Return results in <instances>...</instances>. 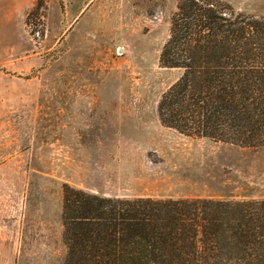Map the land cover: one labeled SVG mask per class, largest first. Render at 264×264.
I'll use <instances>...</instances> for the list:
<instances>
[{
  "label": "rangeland",
  "instance_id": "obj_1",
  "mask_svg": "<svg viewBox=\"0 0 264 264\" xmlns=\"http://www.w3.org/2000/svg\"><path fill=\"white\" fill-rule=\"evenodd\" d=\"M179 1L0 5V264L66 263L65 184L112 197L264 199L263 148L160 120L158 102L182 74L160 60ZM222 1L264 15V0Z\"/></svg>",
  "mask_w": 264,
  "mask_h": 264
},
{
  "label": "trees",
  "instance_id": "obj_2",
  "mask_svg": "<svg viewBox=\"0 0 264 264\" xmlns=\"http://www.w3.org/2000/svg\"><path fill=\"white\" fill-rule=\"evenodd\" d=\"M160 60L182 69L158 102L164 125L264 149V15L180 0ZM62 218L65 264H264V199L112 197L65 184Z\"/></svg>",
  "mask_w": 264,
  "mask_h": 264
},
{
  "label": "crops",
  "instance_id": "obj_3",
  "mask_svg": "<svg viewBox=\"0 0 264 264\" xmlns=\"http://www.w3.org/2000/svg\"><path fill=\"white\" fill-rule=\"evenodd\" d=\"M33 3L34 0H0V5H6L8 9L19 8L20 10H24L29 8Z\"/></svg>",
  "mask_w": 264,
  "mask_h": 264
}]
</instances>
